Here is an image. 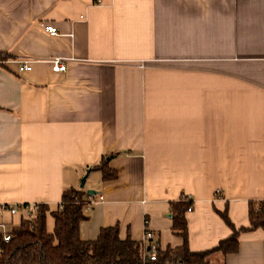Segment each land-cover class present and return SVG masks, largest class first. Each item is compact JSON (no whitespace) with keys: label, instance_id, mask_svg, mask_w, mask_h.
<instances>
[{"label":"crops","instance_id":"obj_1","mask_svg":"<svg viewBox=\"0 0 264 264\" xmlns=\"http://www.w3.org/2000/svg\"><path fill=\"white\" fill-rule=\"evenodd\" d=\"M112 153L103 182L94 165ZM89 169L81 241L118 226L142 243L148 227L179 248L170 204L185 198L193 253L230 238L221 213L249 227L264 199V0H0V206L54 209ZM211 264H264V231Z\"/></svg>","mask_w":264,"mask_h":264},{"label":"trees","instance_id":"obj_2","mask_svg":"<svg viewBox=\"0 0 264 264\" xmlns=\"http://www.w3.org/2000/svg\"><path fill=\"white\" fill-rule=\"evenodd\" d=\"M116 154H109L94 170L100 171L103 182L118 177L109 166ZM110 158V159H109ZM109 159V161H107ZM61 204L52 209L46 204H38L36 218L22 222L12 228V239L5 244L0 237V264H143L144 243L130 238L122 241L119 228L114 226L101 230L95 241H81L80 225L89 220L86 214L92 197L84 189H66ZM191 202L185 198L170 204L173 231L184 239L183 246L159 252L157 264H211L212 257L219 253L223 257L237 253L239 235L249 231H264V199L249 203L250 226L236 229L227 212L220 216L232 229L229 239L221 241L216 248L201 253H193L188 248V224L186 213ZM53 218V231L47 228L48 218Z\"/></svg>","mask_w":264,"mask_h":264},{"label":"built area","instance_id":"obj_3","mask_svg":"<svg viewBox=\"0 0 264 264\" xmlns=\"http://www.w3.org/2000/svg\"><path fill=\"white\" fill-rule=\"evenodd\" d=\"M40 26L43 31L49 34L51 37H57L59 35L57 28L52 25L41 23ZM49 62L52 65L53 71L55 72L62 73V71L66 70V64L62 58H51ZM31 64L32 62L23 60L19 63V72H30L33 68V65ZM37 205L38 203L0 206V237H2V240L5 244H7V242L12 239L11 231L13 227H16L13 225L12 219L14 217H18L20 219V223L22 220H27L29 222L33 221L37 215ZM192 210V205H190V207H188V212H191ZM145 225H147V221L145 222ZM143 243L145 245V250L142 254L143 264H157L159 260V252L163 250L159 241L157 240V235L150 231L148 227L144 232ZM177 264L185 263L183 260H179Z\"/></svg>","mask_w":264,"mask_h":264},{"label":"rangeland","instance_id":"obj_4","mask_svg":"<svg viewBox=\"0 0 264 264\" xmlns=\"http://www.w3.org/2000/svg\"><path fill=\"white\" fill-rule=\"evenodd\" d=\"M95 173H96L95 175H100V172L98 170H96ZM95 177H92L93 178V179L91 178L92 180L90 178L87 180V183H86V186H85L86 189L90 186V184L93 182V180L95 179ZM80 184H81V182H80ZM80 184H79V187H80ZM12 221H13V225H15V226H18L20 224V219L18 217H14L12 219ZM47 228H48V231L49 232H52L53 231V218L52 217H49L48 218Z\"/></svg>","mask_w":264,"mask_h":264},{"label":"water","instance_id":"obj_5","mask_svg":"<svg viewBox=\"0 0 264 264\" xmlns=\"http://www.w3.org/2000/svg\"><path fill=\"white\" fill-rule=\"evenodd\" d=\"M109 159H107V161H109ZM91 172H92V169L87 170L86 174L80 179V182H81L80 188L81 189L85 188L86 179L88 178V176L90 175ZM86 193H87V195H90V196H94L95 195V193L93 191H87Z\"/></svg>","mask_w":264,"mask_h":264}]
</instances>
